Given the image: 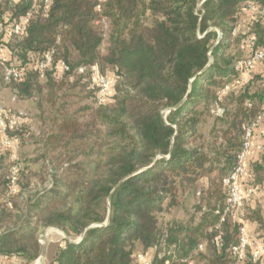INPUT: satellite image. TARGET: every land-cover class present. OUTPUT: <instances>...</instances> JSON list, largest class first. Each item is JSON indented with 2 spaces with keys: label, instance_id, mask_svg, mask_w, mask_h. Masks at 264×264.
<instances>
[{
  "label": "trees",
  "instance_id": "obj_1",
  "mask_svg": "<svg viewBox=\"0 0 264 264\" xmlns=\"http://www.w3.org/2000/svg\"><path fill=\"white\" fill-rule=\"evenodd\" d=\"M97 4L0 0V24L8 26L2 38L10 47L3 66L14 60L23 71L20 79L3 83L15 100L34 99L36 118L49 121L48 132L34 142L43 162L50 159L34 183L29 165L20 163V189L9 208V168L0 150V256L35 261L45 229L57 227L68 238L51 264H133L138 251L152 264H260L249 245L242 260L232 253L241 226L231 219L223 179L243 147L244 126L264 110L263 95L250 90L252 80L242 85L235 67L238 57L264 44V0H103L101 11ZM26 15L25 32L10 33ZM103 18L109 21L107 37ZM45 52L52 61L41 77L36 63ZM259 65L264 62L249 75ZM80 67L83 73H77ZM94 70L107 81L106 97L98 103L96 83L90 90L94 102L72 110L62 89L79 87ZM225 87V107H232L216 118L222 143L206 149L198 110ZM263 128L264 119L248 139L241 196L264 187L252 169L264 170V156L251 164L264 155ZM200 179L207 187L194 206L197 223L174 221L161 229L159 216L179 207L183 184ZM249 212L264 235L263 216Z\"/></svg>",
  "mask_w": 264,
  "mask_h": 264
},
{
  "label": "rangeland",
  "instance_id": "obj_2",
  "mask_svg": "<svg viewBox=\"0 0 264 264\" xmlns=\"http://www.w3.org/2000/svg\"><path fill=\"white\" fill-rule=\"evenodd\" d=\"M100 22L103 23L101 25L104 29V33H103L104 37L105 36L107 37L109 32V21L103 18ZM7 27L8 26H5L4 24L2 25L0 24V47L2 49L0 51V54L4 59L3 62H5V59L6 61L9 60L8 54L10 47L8 46L7 41H4L5 38L4 34L6 32ZM2 36H4V38H2ZM7 38L8 35L6 36V39ZM105 48H106V43L104 42L101 45L100 52L103 53L105 51ZM241 56L238 57L237 60L246 57V56L244 57ZM8 64L11 65L10 63ZM8 64L4 66L0 64L1 65L0 66V108L5 109L7 113L9 111L11 114L13 113L15 115L20 114L21 123L18 124L17 128L8 131L9 136L18 139L17 145H14L13 147L4 148L0 144L1 154H3L2 160L3 163H5L8 166V168L13 163L14 159H16L19 163H21V166L23 167L26 164H28L32 171V177H33L32 183H34L35 179L38 178L37 174L39 173V168L44 165H48V167H50V164L48 162L50 159L47 157V160L44 159V161L46 162H43V159L41 157V150H38L39 144L38 143L36 144L34 142V141L37 142L40 141L42 137L41 133L48 132L49 121H46V123H44L43 121L36 118L35 116L36 106L34 99L21 100V101H18L17 99L16 100L13 99L14 94L10 90H8V88L3 83L5 80L4 75H5V70L7 68L6 66H9ZM12 64H13L12 66L17 67L18 63H16L13 60ZM1 73H4V75H1ZM77 73H83V72L77 70ZM53 74H55L54 71ZM57 75L58 72L55 74V76ZM96 77L93 76L92 72H90L89 76L87 75V77H82L83 79L80 78L78 82L79 87L77 86L75 89L71 90L66 88L67 85L64 86L62 91L63 94L65 95L67 94V97H65V99L67 101V104H69L72 110L78 109L79 107L82 108L85 105L94 102L93 94L90 92V90H93L94 86L96 85ZM72 80L69 79V81ZM251 80L252 82L249 83V81ZM242 81H243L241 82L242 85L249 83V88L252 92H258V94H262L264 97V65L256 66V68L253 70V72L250 75H245L242 77ZM62 91H59V93H62ZM227 95H229L228 91L222 93V90H220L214 100H211V102H209L207 106L206 104H203L202 106H200L198 110L200 112V121H201L198 130L203 138L204 147L206 149H210L211 146L215 148H219L220 144L222 143L221 132H220V129L222 127V122L216 120V118L219 115H221V113H224L222 109L226 108L225 110H228L232 107V104H229L227 106L228 109L227 107H225V103H227L228 101L226 100ZM11 98L13 101L11 100ZM263 104H264V100H263ZM97 105L99 104L97 103ZM38 112L39 110H37V113ZM47 115L48 114L45 113L46 117ZM32 136H34L35 139L32 138ZM263 156L264 155L261 154L259 156H256L257 158L253 159L251 164L252 163L255 164L259 160L261 161L263 159ZM260 164L264 168V162ZM252 169L254 172L253 175H255L256 180H258L259 175L264 180V170H259L258 174H256L255 173L256 167ZM44 184H46L45 177H44ZM205 187H207V185L204 184V179H200L196 181L194 185L183 184L182 190H180L181 194H180L179 207L171 210H166L164 213H162L159 216L160 228L163 230L168 229L169 225L174 221H179L183 223L190 222L192 224H196L198 221L199 214L198 212H195L194 206L195 204H197L199 198L202 195L201 193L203 189H205ZM19 189L20 188L17 187L15 192H10L9 188L6 189L5 199L7 201V205L9 208H12V200L18 194ZM254 189H255L254 194L246 193L242 196V198L245 199V202H243L244 203L243 208L241 207V209L238 208L236 210L235 209L231 210V219L235 222V224H238L241 227L242 226L245 227L246 233L250 238L249 247H251V250L253 252L257 250L260 245L262 244L264 245V235H262V233L258 230V225L256 223H252L251 220H249L246 216L248 213H250L249 209L250 210L257 209L264 218V187L263 186L259 187L258 185V187ZM224 190H226L227 192L225 186H224ZM62 238H68V236L60 228L48 227L45 229L42 236V244L45 243L46 245V253L42 259V264H51L55 250L57 249L58 245H61L62 243ZM78 238L79 236H76L74 237V240L77 241ZM215 239H218V236H216ZM160 246L161 249L167 250V247L165 245L160 244ZM171 248L172 246L169 247V249ZM202 250L204 254H208L210 251V250L208 251V247L206 249V246L205 249ZM199 253H201L200 250L195 249V251L193 252V257L197 258ZM0 264H24V262H22L17 258H11V257L6 258L4 256H0ZM29 264H41V262L40 260L36 259L35 261ZM234 264L236 263L234 262ZM260 264H264V256H262Z\"/></svg>",
  "mask_w": 264,
  "mask_h": 264
},
{
  "label": "built area",
  "instance_id": "obj_3",
  "mask_svg": "<svg viewBox=\"0 0 264 264\" xmlns=\"http://www.w3.org/2000/svg\"><path fill=\"white\" fill-rule=\"evenodd\" d=\"M38 2H42L43 4H48L50 0H36ZM102 1L98 0L97 4V10L101 11L102 9ZM248 7L250 9H255L253 4H249ZM262 13H264V8L261 9ZM29 15H26L24 18L19 19L17 22L13 23L10 28V32L14 35H20L23 32H25L27 23H28ZM250 44H253L252 42ZM0 47V51H1ZM4 59L2 58L0 54V64L3 65ZM52 61V53L51 52H45L43 53L37 60L36 68L37 71L40 73V76L42 77L44 75V70L50 66ZM257 62H264V44L262 47L255 49L250 55L238 59L236 61L235 67L240 72V83L242 81V77L245 75H249V73L254 68L255 64ZM5 70V80L9 81L10 79H20L23 71L19 70L18 68L14 66H6ZM61 67L64 70H68V67L61 63ZM80 72H83V68L78 69ZM93 76L96 77V83L98 87V103H101L102 100L106 97L108 85L107 81L104 77L100 76L96 70L93 71ZM228 90V87H225L224 90H222V93ZM13 99H15V95H13ZM21 115H15L14 113L11 114L9 111L8 113L5 111V109L0 108V144L4 148L13 147L14 145H17L18 139L15 137L9 136L8 131L13 130L17 128L18 124H20ZM264 119V110L261 111V113L257 116V118L251 122V124H247L244 126V132H245V141L243 143V147L237 157V161L235 163V166L233 169L229 172V174L223 179V184L227 189V197H226V203L229 208L232 209H238L243 207V199L240 194V185H239V179L245 174V159L247 150L249 148V138L251 137L252 129L255 125L260 124L262 120ZM264 133V128L262 130ZM19 169H20V163L14 159L13 163L9 167L8 172V188L10 192H15L17 189V181L19 176ZM249 194H254L255 189L250 188L248 190ZM223 220V217L221 218ZM249 239V240H248ZM216 244H218V239H216ZM250 243V238L246 233L245 227L242 226L239 229L238 234V243L234 246H232L231 250L234 256H236L237 260H242L245 257V250ZM199 248H202V245H199ZM262 256H264V245H260L257 250L254 252L252 251V260L257 261L258 259H261ZM134 262L133 264H152L151 259L145 257V255L138 251L133 255ZM167 263V261H166Z\"/></svg>",
  "mask_w": 264,
  "mask_h": 264
},
{
  "label": "water",
  "instance_id": "obj_4",
  "mask_svg": "<svg viewBox=\"0 0 264 264\" xmlns=\"http://www.w3.org/2000/svg\"><path fill=\"white\" fill-rule=\"evenodd\" d=\"M107 221H108V219H106V221H105L103 224H106ZM81 236H82V234L79 236L78 240H80ZM78 240H77V241H78ZM45 252H46V245H45V243H44V244H43L42 251H41V254H40V256H39L37 259H38V260L43 259L44 255H45Z\"/></svg>",
  "mask_w": 264,
  "mask_h": 264
},
{
  "label": "crops",
  "instance_id": "obj_5",
  "mask_svg": "<svg viewBox=\"0 0 264 264\" xmlns=\"http://www.w3.org/2000/svg\"><path fill=\"white\" fill-rule=\"evenodd\" d=\"M9 90V89H8ZM11 100H12V98H11ZM13 101V100H12ZM252 223H255L254 221H251ZM46 253V252H45Z\"/></svg>",
  "mask_w": 264,
  "mask_h": 264
},
{
  "label": "bare ground",
  "instance_id": "obj_6",
  "mask_svg": "<svg viewBox=\"0 0 264 264\" xmlns=\"http://www.w3.org/2000/svg\"><path fill=\"white\" fill-rule=\"evenodd\" d=\"M41 264H42V259L40 260Z\"/></svg>",
  "mask_w": 264,
  "mask_h": 264
}]
</instances>
